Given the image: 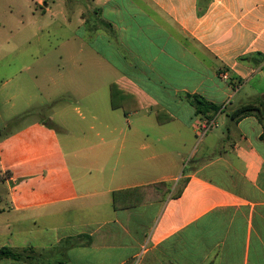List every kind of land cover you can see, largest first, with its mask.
Here are the masks:
<instances>
[{
  "label": "crops",
  "instance_id": "0c3cea01",
  "mask_svg": "<svg viewBox=\"0 0 264 264\" xmlns=\"http://www.w3.org/2000/svg\"><path fill=\"white\" fill-rule=\"evenodd\" d=\"M31 1L59 13L66 28L58 70L74 84L76 108L107 104L123 117L95 152L107 158L93 159L96 175L80 184L68 157L86 136L70 147L59 133L65 122L51 115L13 132L12 175L23 180L0 204V249L22 256L0 264H264V124L257 112L231 116L264 94L261 85L237 100L244 83L264 78V0ZM117 81L128 114L112 107ZM191 95L221 110L210 120ZM23 162L35 168L16 169ZM160 182L170 188L165 197L141 190L128 197L139 204L114 207V191ZM74 210L82 222L65 219Z\"/></svg>",
  "mask_w": 264,
  "mask_h": 264
},
{
  "label": "rangeland",
  "instance_id": "374dc122",
  "mask_svg": "<svg viewBox=\"0 0 264 264\" xmlns=\"http://www.w3.org/2000/svg\"><path fill=\"white\" fill-rule=\"evenodd\" d=\"M32 7L35 14L31 13ZM43 8L44 6L36 7L31 0H0V143L4 136L8 137L0 146V195L5 197L0 203L1 206L7 205V186L23 180L17 174L12 175L13 158L17 157L11 144L13 132L51 115L55 121L65 122V130L59 131L61 137H66L65 144L75 147L79 141L72 138L86 136L79 142L82 150L79 155L68 157L77 183L80 184L88 172L91 177L96 175L95 166L92 165L93 159L97 158L102 163L103 158H107L95 155V152L106 149L107 144H103L101 137H107L110 131L118 133L121 125L114 122H119L123 117L121 110H113L107 104L94 108L80 104V108H76L74 84L70 82V77H61L58 70L62 62L60 54L66 51L61 44L66 28L59 13L54 12L53 17L50 13H43ZM74 29V26L68 28L69 31ZM27 37L32 38L29 43L24 41ZM72 51L74 52V49ZM102 82L98 83L103 84ZM261 85L264 88V78L256 74L253 79L242 85L243 89L237 100L246 99L247 94L257 93L255 90ZM260 93L258 91V94ZM91 111L99 115V120L92 118ZM92 125L94 129L91 128ZM115 126H118L116 131ZM214 128L221 131L226 127L221 124L220 127ZM98 132L101 135H97ZM92 144H96L94 149H91ZM201 151L198 156L202 155ZM189 161L190 157H187L184 164L186 170L192 165ZM36 162L41 166L44 159L39 158ZM34 164L23 162L16 166V169H27L30 165L35 168ZM7 171H11V174L7 175ZM1 176L7 177L5 181ZM99 196L110 197L108 193ZM84 217L85 214L74 210L69 212L65 219L77 224L82 222ZM59 223L61 221L55 219L49 224L55 226Z\"/></svg>",
  "mask_w": 264,
  "mask_h": 264
},
{
  "label": "trees",
  "instance_id": "16d2710c",
  "mask_svg": "<svg viewBox=\"0 0 264 264\" xmlns=\"http://www.w3.org/2000/svg\"><path fill=\"white\" fill-rule=\"evenodd\" d=\"M126 93L127 92L124 89V86L122 85L121 82L117 81L111 84L112 107L113 108L122 107L125 113L128 114L130 111H132V109L127 107V105L124 103L123 100L119 101L117 99L120 95L123 96ZM190 98H191V102L196 106L198 113H203V114L210 113V117H209L210 120L214 118L217 115V113L221 110L220 106L207 101L206 99L200 97L199 95H191ZM254 112H257L259 118L261 119V121H263V124H264V94L260 96L256 102H251V103L245 104L242 107L238 108L231 116L233 118H242ZM157 117L159 121H162V119H160V117H162L160 111L157 112ZM261 138L264 140V131H263ZM187 181H188L187 178H183L180 181L176 189V192L174 193V196H180L182 194L187 184ZM150 189H155L158 191L160 190L161 192L160 197L162 198L165 197L166 194L170 191V188L167 186V183L165 182L155 183V184L148 185L145 187L117 190L113 192L114 207L116 209H121V208H128L131 206H135L139 204L140 202L138 200L128 201V197L132 195L135 197V193L141 190H145V192L148 193ZM21 256H22V253L14 250L11 247L3 246L0 249V261L3 258L20 259Z\"/></svg>",
  "mask_w": 264,
  "mask_h": 264
},
{
  "label": "built area",
  "instance_id": "2783aa9c",
  "mask_svg": "<svg viewBox=\"0 0 264 264\" xmlns=\"http://www.w3.org/2000/svg\"><path fill=\"white\" fill-rule=\"evenodd\" d=\"M214 121H212V122H207L206 123V125L204 126L205 128H204V130H203V132H204V134L208 131V130H210L213 126H214Z\"/></svg>",
  "mask_w": 264,
  "mask_h": 264
}]
</instances>
